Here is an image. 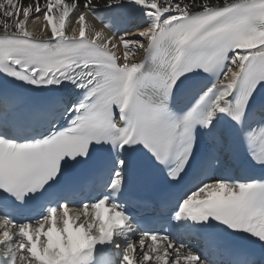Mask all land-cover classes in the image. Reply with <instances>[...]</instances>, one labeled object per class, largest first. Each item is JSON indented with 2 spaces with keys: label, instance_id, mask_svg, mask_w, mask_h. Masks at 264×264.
Wrapping results in <instances>:
<instances>
[{
  "label": "snow or ice",
  "instance_id": "1",
  "mask_svg": "<svg viewBox=\"0 0 264 264\" xmlns=\"http://www.w3.org/2000/svg\"><path fill=\"white\" fill-rule=\"evenodd\" d=\"M0 89V264H264V0H0Z\"/></svg>",
  "mask_w": 264,
  "mask_h": 264
},
{
  "label": "bare ground",
  "instance_id": "2",
  "mask_svg": "<svg viewBox=\"0 0 264 264\" xmlns=\"http://www.w3.org/2000/svg\"><path fill=\"white\" fill-rule=\"evenodd\" d=\"M88 21H89V23H92V24H94V26L97 28V29H101L102 27L100 26V25H98L92 18H90V17H88ZM137 21H140V22H142L141 21V18L139 17V19L137 20ZM43 23V20H42V17H41V19H38V20H35V21H29V28L31 29V30H34L35 31V34H37V35H39L40 34V32H39V29H40V25ZM71 27V25H69V28ZM104 30V29H103ZM136 30V29H135ZM135 30H132L133 32L135 31ZM104 32L106 33V31L104 30ZM106 35H108L107 33H106Z\"/></svg>",
  "mask_w": 264,
  "mask_h": 264
}]
</instances>
